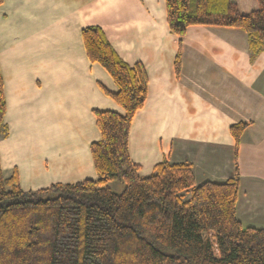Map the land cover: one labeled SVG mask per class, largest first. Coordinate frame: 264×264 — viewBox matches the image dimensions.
<instances>
[{"label":"crops","instance_id":"obj_1","mask_svg":"<svg viewBox=\"0 0 264 264\" xmlns=\"http://www.w3.org/2000/svg\"><path fill=\"white\" fill-rule=\"evenodd\" d=\"M89 25L102 28L125 62L146 69V100L128 134L138 174L164 159L190 164L196 184L237 170L236 217L264 227V49L251 59L247 33L232 26L190 25L178 37L165 0H2L3 178L16 172L22 190L97 179L94 110H124L103 91H117L108 72L86 54ZM239 122L246 127L235 159L229 127Z\"/></svg>","mask_w":264,"mask_h":264},{"label":"trees","instance_id":"obj_2","mask_svg":"<svg viewBox=\"0 0 264 264\" xmlns=\"http://www.w3.org/2000/svg\"><path fill=\"white\" fill-rule=\"evenodd\" d=\"M256 1L242 13L235 0H165L166 21L178 37L196 24L239 27L253 59L264 49V0ZM82 39L88 58L116 84V92L103 91L124 115L94 110L96 180L22 190L17 173L3 178L0 167V264H264V227L243 226L236 217L237 170L223 182L196 184L190 164L164 159L149 175L138 174L128 134L146 100V69L125 62L99 26L83 28ZM5 109L0 74V136ZM245 127H229L235 159ZM113 180L123 183L120 192L108 185Z\"/></svg>","mask_w":264,"mask_h":264},{"label":"rangeland","instance_id":"obj_3","mask_svg":"<svg viewBox=\"0 0 264 264\" xmlns=\"http://www.w3.org/2000/svg\"><path fill=\"white\" fill-rule=\"evenodd\" d=\"M235 1H237L238 8L242 13H247L258 6L256 0H235ZM108 185L114 192H120L123 189V183L120 180L110 181Z\"/></svg>","mask_w":264,"mask_h":264}]
</instances>
